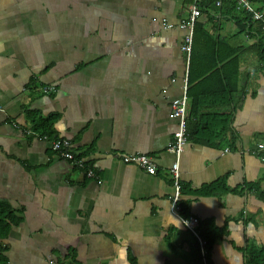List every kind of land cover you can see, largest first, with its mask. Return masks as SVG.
Wrapping results in <instances>:
<instances>
[{
    "label": "crops",
    "instance_id": "0c3cea01",
    "mask_svg": "<svg viewBox=\"0 0 264 264\" xmlns=\"http://www.w3.org/2000/svg\"><path fill=\"white\" fill-rule=\"evenodd\" d=\"M188 5L0 0V202L20 211V221L1 239L5 264H130L129 258L134 264H192L186 260L192 235L177 215L225 224L210 264H242L239 248L264 234V203L242 189L264 182V150H252L264 142V61L257 56L264 31L256 33L250 26L256 22H244L240 10L218 9L210 0H200L196 22L222 41L221 55L236 57L237 90L226 104L211 107L206 103L218 97V79L195 81L192 90L202 92L204 116H227L235 139L231 148L225 140L207 145L187 138L178 179L197 188L224 177L233 190L178 194L176 201L187 200L188 207H178V214L175 201L177 215L171 211L173 156L166 147L176 119L169 103L180 96L188 69L180 50L185 31L177 26ZM211 62H200L194 72ZM192 84L186 74V88ZM45 86L54 90L45 93ZM188 104L187 97V111ZM51 114L56 119L46 138L25 134L40 130ZM52 136L68 138L101 183L55 156ZM128 153L148 154L155 173L122 162Z\"/></svg>",
    "mask_w": 264,
    "mask_h": 264
},
{
    "label": "trees",
    "instance_id": "16d2710c",
    "mask_svg": "<svg viewBox=\"0 0 264 264\" xmlns=\"http://www.w3.org/2000/svg\"><path fill=\"white\" fill-rule=\"evenodd\" d=\"M212 2V0H210ZM251 3L255 1L259 5L258 10L263 12V20L261 22L250 24L255 26V31L258 33V29L262 23H264V0H249ZM213 4V3H212ZM200 9V2L198 4ZM235 8L234 2L232 0H222L221 7ZM240 12L243 14L244 22L249 23L250 19L244 14L242 10ZM261 42L257 49V56L260 61H264V33H261ZM220 42L221 40H213L212 37L202 28V25L196 22L193 24L192 29V43L191 51L188 60L187 69V84H192L195 81H203L205 79L216 78L220 84V91L218 97H210L209 101L206 103L207 106H216L220 104H226L231 98L232 94L237 90V82L239 76L238 61L233 53H229L227 56L220 54ZM212 60L211 63L206 64L201 69L194 72V68L198 66L200 62L204 65L205 62ZM194 65V67H193ZM193 67V68H192ZM197 83L186 88V95L188 97V111L186 117V140L187 138H192L195 141L205 143L207 145L216 143H221L222 141H227L228 145L232 148L234 144V135L228 128V119L226 115H215L206 114L204 116L200 112L203 101L201 100L202 92L196 93L194 87ZM202 83V82H201ZM224 93L220 97L221 93ZM217 91H214V94ZM206 94V93H205ZM205 104V103H204ZM194 115H198L195 123L189 124L188 120L194 118ZM204 117V118H203ZM56 119V115H47L42 119V127L37 130L39 133L49 134L51 125ZM216 120V121H215ZM214 142V143H213ZM256 150V146L252 148ZM246 191H251L254 195L264 203V182L255 181L251 183H245L243 188ZM225 185L224 177L203 184L197 188H189L185 183L179 182L178 194L179 196H217L228 191H232ZM177 212L180 214L179 208L187 209V200H177L176 201ZM179 207V208H178ZM20 211L12 209L7 203L0 202V264H5V260L2 257V251L4 248L1 245V239L5 238L8 234L10 227L17 224L20 221ZM186 219V218H184ZM197 226H195L194 231L202 240L203 250H204V263L200 255V247L197 238L192 235L191 251L192 254L186 258L187 261L192 262V264H210V252L214 244L221 240L222 236L226 232L225 224L222 226H216L211 218H205L201 221H197ZM239 252L242 254V264H264V243L255 244L253 241H246L244 245L239 248ZM206 254V255H205ZM208 261V262H207ZM73 264H77L74 259H72ZM130 264H134L133 260L129 258Z\"/></svg>",
    "mask_w": 264,
    "mask_h": 264
},
{
    "label": "built area",
    "instance_id": "2783aa9c",
    "mask_svg": "<svg viewBox=\"0 0 264 264\" xmlns=\"http://www.w3.org/2000/svg\"><path fill=\"white\" fill-rule=\"evenodd\" d=\"M236 10H242L246 16L249 17L252 22H261L263 20V12L254 8L249 0H232ZM200 0H189L188 10L183 20L178 23V27L185 31L183 41L180 45V50L184 54L185 63H188L189 54L191 51L192 43V29L195 19L200 14L199 4ZM213 5L216 8L221 7L222 0H212ZM167 26H164V28ZM260 28L264 31V23ZM186 74L184 75V81L182 85V91L180 96L172 98L169 103V116L176 119V128L172 133L171 142L166 147V151L173 156V161L168 169L171 184L174 189V195L171 202V211L177 215L174 209V203L178 197V158L186 143V117H187V95H186ZM43 92L50 93L54 90L52 86H45L41 88ZM25 134L34 136L36 138H46L45 133H39L37 130H25ZM49 150L57 157L68 161L73 167L78 169L86 178L94 180L97 184L101 183V179L98 174L88 165L82 157H79L75 151L72 142L65 137L52 136L49 139ZM227 147H224V151ZM256 150H264V142L257 145ZM120 159L124 163L136 165L149 174H154L156 171V164L152 158L145 153H128L120 156ZM177 217L181 220L183 225L197 238L200 247V255L204 263V250L202 248L203 241L197 237L194 228L197 223V219L189 217L186 219Z\"/></svg>",
    "mask_w": 264,
    "mask_h": 264
},
{
    "label": "rangeland",
    "instance_id": "374dc122",
    "mask_svg": "<svg viewBox=\"0 0 264 264\" xmlns=\"http://www.w3.org/2000/svg\"><path fill=\"white\" fill-rule=\"evenodd\" d=\"M264 234H261V236L257 239V240H255V239H249V241H253V242H255V244H259V243H264Z\"/></svg>",
    "mask_w": 264,
    "mask_h": 264
},
{
    "label": "bare ground",
    "instance_id": "6f19581e",
    "mask_svg": "<svg viewBox=\"0 0 264 264\" xmlns=\"http://www.w3.org/2000/svg\"><path fill=\"white\" fill-rule=\"evenodd\" d=\"M197 226V225H196ZM206 255V254H205ZM208 262V261H207Z\"/></svg>",
    "mask_w": 264,
    "mask_h": 264
}]
</instances>
